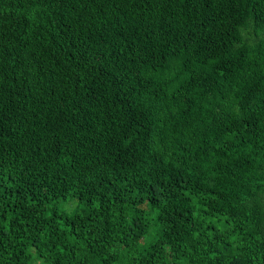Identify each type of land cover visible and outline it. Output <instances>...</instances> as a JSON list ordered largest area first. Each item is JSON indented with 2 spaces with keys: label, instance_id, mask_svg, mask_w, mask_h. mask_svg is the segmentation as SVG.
<instances>
[{
  "label": "trees",
  "instance_id": "obj_1",
  "mask_svg": "<svg viewBox=\"0 0 264 264\" xmlns=\"http://www.w3.org/2000/svg\"><path fill=\"white\" fill-rule=\"evenodd\" d=\"M0 264H264V0H0Z\"/></svg>",
  "mask_w": 264,
  "mask_h": 264
}]
</instances>
